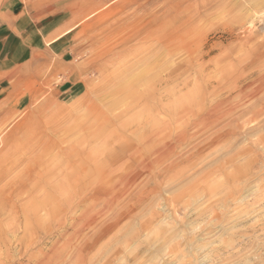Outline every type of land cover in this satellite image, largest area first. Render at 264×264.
<instances>
[{
	"label": "rangeland",
	"instance_id": "1",
	"mask_svg": "<svg viewBox=\"0 0 264 264\" xmlns=\"http://www.w3.org/2000/svg\"><path fill=\"white\" fill-rule=\"evenodd\" d=\"M13 1L0 264H264V0Z\"/></svg>",
	"mask_w": 264,
	"mask_h": 264
},
{
	"label": "crops",
	"instance_id": "2",
	"mask_svg": "<svg viewBox=\"0 0 264 264\" xmlns=\"http://www.w3.org/2000/svg\"><path fill=\"white\" fill-rule=\"evenodd\" d=\"M14 2L15 1L12 0L10 4L8 5V7H4V8L2 7L1 9L6 12V15H5L6 20L7 21L9 20L10 22L7 25V28L4 29V30H7V33H4V34L2 33L3 42H2V45H0V55L3 54L6 50H8V48H10L8 47V44H11L12 42L20 41L19 38H16V37L18 36V34H20L22 27L26 25L24 24V22H21V21L23 20L30 21L29 19L25 17H19L20 14L18 13L20 10L16 8L17 5Z\"/></svg>",
	"mask_w": 264,
	"mask_h": 264
}]
</instances>
